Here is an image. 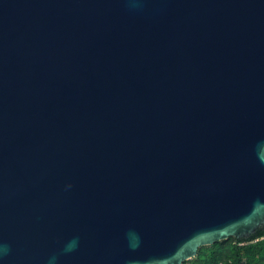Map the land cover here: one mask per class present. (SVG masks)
Listing matches in <instances>:
<instances>
[{
  "label": "water",
  "instance_id": "water-1",
  "mask_svg": "<svg viewBox=\"0 0 264 264\" xmlns=\"http://www.w3.org/2000/svg\"><path fill=\"white\" fill-rule=\"evenodd\" d=\"M263 226L264 0H0V264H183Z\"/></svg>",
  "mask_w": 264,
  "mask_h": 264
},
{
  "label": "trees",
  "instance_id": "trees-1",
  "mask_svg": "<svg viewBox=\"0 0 264 264\" xmlns=\"http://www.w3.org/2000/svg\"><path fill=\"white\" fill-rule=\"evenodd\" d=\"M183 264H264V226L249 237L231 236L202 246L197 256Z\"/></svg>",
  "mask_w": 264,
  "mask_h": 264
},
{
  "label": "clouds",
  "instance_id": "clouds-1",
  "mask_svg": "<svg viewBox=\"0 0 264 264\" xmlns=\"http://www.w3.org/2000/svg\"><path fill=\"white\" fill-rule=\"evenodd\" d=\"M74 243H75V242H73V245H70V246L68 247V249H66V250H71L72 247L74 246Z\"/></svg>",
  "mask_w": 264,
  "mask_h": 264
}]
</instances>
